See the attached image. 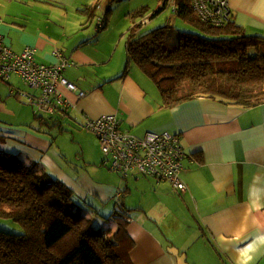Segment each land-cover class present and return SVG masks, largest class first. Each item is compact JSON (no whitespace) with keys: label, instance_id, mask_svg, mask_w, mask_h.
<instances>
[{"label":"crops","instance_id":"1","mask_svg":"<svg viewBox=\"0 0 264 264\" xmlns=\"http://www.w3.org/2000/svg\"><path fill=\"white\" fill-rule=\"evenodd\" d=\"M108 1L0 0L4 45L14 53L35 49L33 59L43 65L57 64L53 50L61 51L69 60L62 75L76 91L84 92L77 100L75 93L60 88L75 107L66 115L57 111L53 117H43L6 99L0 88V117L11 131H0V140L11 139L22 151L44 156L53 145L43 131L48 122L61 124V117H66L80 127L82 115L96 119L106 114H116L121 127L135 136L179 134L184 157L178 177L186 187L183 192L167 180L134 172L122 183L102 170L95 174L82 170L76 176L63 173V181L80 198L99 202L121 198L125 185L126 223L118 235L119 250L126 244L125 264H264V102L243 107L194 96L163 106L157 88L128 62L126 41L132 25L122 27L108 16L104 19ZM95 2L99 8L89 19L81 11ZM230 3L228 26L264 43V0ZM52 10L62 12L64 19L50 18ZM84 16L89 23L85 26ZM97 18L103 20L98 30ZM13 78L14 87L24 89L15 75L6 83ZM43 159L47 163L48 158Z\"/></svg>","mask_w":264,"mask_h":264},{"label":"trees","instance_id":"2","mask_svg":"<svg viewBox=\"0 0 264 264\" xmlns=\"http://www.w3.org/2000/svg\"><path fill=\"white\" fill-rule=\"evenodd\" d=\"M96 3L81 12L93 18L99 8ZM112 3L108 1L104 19ZM175 4L174 14L192 26L198 25L206 34L181 32L169 22L138 34L143 22L137 21V16L143 19L147 9L142 7L128 14L133 21L126 41L128 62L153 82L163 106L194 96L243 107L264 102V56L248 54L262 39L241 36L232 25L203 24L190 0H175ZM166 7L168 2L152 17ZM184 81L191 84L192 92L177 97L176 87ZM4 157L5 165H0V217L19 223L24 231L16 235L0 233V264H123L113 250L119 246L118 235L126 223L123 213L117 212L119 215L113 219V233H102L75 215L73 210L81 207L76 204L79 196L64 183L45 173L18 168L16 159Z\"/></svg>","mask_w":264,"mask_h":264},{"label":"built area","instance_id":"3","mask_svg":"<svg viewBox=\"0 0 264 264\" xmlns=\"http://www.w3.org/2000/svg\"><path fill=\"white\" fill-rule=\"evenodd\" d=\"M164 2H168L176 13L175 0H162V5ZM190 4L205 25L223 27L231 20L230 0H190ZM98 21L97 29H100L103 20L99 18ZM34 52L35 49L26 47L20 53H14L4 45L0 35V81L6 83L11 76L18 77L24 89L10 86L9 92L29 106L34 114L53 117L61 111L66 115L75 106L62 96L60 88L75 93L77 100L84 97V92L76 91V86L62 75L69 60L61 51L53 50V55L59 60L57 64H38L33 59ZM79 125L97 139L103 156L101 166L118 172L124 178L134 172L157 181L167 180L176 191L186 190L178 177L184 153L177 134L164 131L135 136L129 129L121 127L116 114L96 119L82 115Z\"/></svg>","mask_w":264,"mask_h":264},{"label":"rangeland","instance_id":"4","mask_svg":"<svg viewBox=\"0 0 264 264\" xmlns=\"http://www.w3.org/2000/svg\"><path fill=\"white\" fill-rule=\"evenodd\" d=\"M161 6L162 0H115L112 10L108 14V19L122 27H127L133 24V21H131L128 14L136 9L146 7L147 10L145 11V16L143 18L145 20L142 27L138 30V34H143L158 28L166 22L172 24L173 27L181 32L199 35L206 34L205 31L198 25L192 26L190 23H186L180 19L172 12V7L170 6L166 7V9L163 12L157 14V16L152 17L151 14L157 11ZM49 14L51 16L50 18L55 20H63L65 16L62 12L57 10H52L49 12ZM137 17L139 18L137 21L143 20L140 19L141 15H138ZM97 21L98 18L96 19L94 25L97 24ZM85 23L86 17L84 16V26ZM88 24L89 23H86V25ZM123 36V41H125L126 36ZM248 54L264 56V43H258L257 46L249 51ZM214 66L216 65L214 64ZM143 77L146 78V76ZM147 79L155 87L153 82L149 78ZM16 82V79L13 78L9 83L14 86ZM9 83L0 81V88L4 91L5 98L12 99L14 102H18L22 106H27L22 101H17V99H14L12 96L8 95ZM191 92L192 86L188 81H184L176 87L177 97L185 96ZM30 114H32L31 110ZM27 115L28 114L26 113V117ZM38 115L43 116L41 114ZM60 121L62 122L61 124H59V122H55L59 125L50 121L48 122L49 126L43 127V131L46 132V134H48L53 140V145H51L48 153L44 156L22 151L19 149V147L14 146L15 141L11 139H6V141L0 140V165H5L3 159L5 158L4 156H10L18 161V168L29 169L36 174L45 173L49 175L52 180L59 183H64L62 176L63 173L69 176H76L77 172L82 170H87L91 174H95L97 171L102 170L105 173L110 174L113 178L118 179L119 183L125 181L123 180L124 177L118 172L112 171L110 169L107 170V168L101 166L103 156L101 154L98 141L91 132L80 128L77 124L69 121V118L61 117ZM30 124L34 127L36 126L35 122L33 121H31ZM8 126L10 125L6 123L5 119L1 116L0 131L11 132L6 128ZM177 135L180 139V135ZM45 156L48 158L47 163H45L43 159ZM120 190L122 193L121 198H116V200H109L107 202H99L92 197L81 199L79 198L80 196L78 197L75 195L78 197L76 199V204L81 207L73 210V212H76V216H81L82 218L88 220L93 228L99 229L102 233L105 231H110V233H113V230L116 229V222L113 219L115 216L119 215L117 212L123 213V209L127 210L122 206L125 196V185L123 188H120ZM23 231L24 229L19 223L14 222L9 218L0 217V233L16 235L22 233ZM125 245L126 244H123V249L120 250L118 246L113 247V250H115L117 255L121 257L123 264H125ZM180 256L182 261H184L183 255L180 254Z\"/></svg>","mask_w":264,"mask_h":264},{"label":"clouds","instance_id":"5","mask_svg":"<svg viewBox=\"0 0 264 264\" xmlns=\"http://www.w3.org/2000/svg\"><path fill=\"white\" fill-rule=\"evenodd\" d=\"M143 22H144V21H143ZM229 23H230V22H229ZM229 23H228V24H229ZM228 24H227V25H228ZM227 25H225V26H227Z\"/></svg>","mask_w":264,"mask_h":264}]
</instances>
